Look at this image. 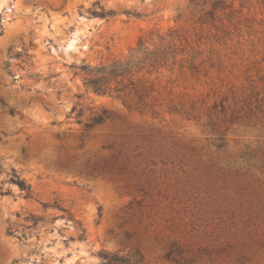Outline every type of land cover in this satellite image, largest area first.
Returning a JSON list of instances; mask_svg holds the SVG:
<instances>
[{
	"label": "rangeland",
	"instance_id": "rangeland-1",
	"mask_svg": "<svg viewBox=\"0 0 264 264\" xmlns=\"http://www.w3.org/2000/svg\"><path fill=\"white\" fill-rule=\"evenodd\" d=\"M168 33L165 66L85 86ZM101 251L264 264V0H0V264Z\"/></svg>",
	"mask_w": 264,
	"mask_h": 264
},
{
	"label": "trees",
	"instance_id": "trees-1",
	"mask_svg": "<svg viewBox=\"0 0 264 264\" xmlns=\"http://www.w3.org/2000/svg\"><path fill=\"white\" fill-rule=\"evenodd\" d=\"M100 9L101 12H95L100 17L109 18L114 14L110 9L105 10L103 7ZM157 38V42H147L142 37L138 38L126 58H113L98 65L83 64L82 71L86 74L85 86L95 93H105L109 90L108 84L112 80L129 77L134 71L150 72L165 66L171 56L173 38L169 33L157 34ZM10 179L18 185L26 198H31L33 190L30 184H27L16 172L11 174ZM99 256L103 264H143V257L138 251L128 256L121 255L117 251H101Z\"/></svg>",
	"mask_w": 264,
	"mask_h": 264
}]
</instances>
